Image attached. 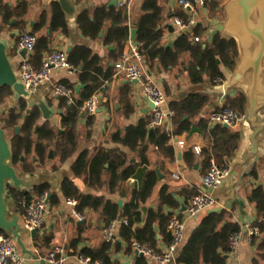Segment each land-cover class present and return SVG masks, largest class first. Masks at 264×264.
Masks as SVG:
<instances>
[{
	"label": "trees",
	"instance_id": "16d2710c",
	"mask_svg": "<svg viewBox=\"0 0 264 264\" xmlns=\"http://www.w3.org/2000/svg\"><path fill=\"white\" fill-rule=\"evenodd\" d=\"M39 1L21 0L16 6H10L5 0H2L0 2V31L6 27L20 31L25 30L27 24L25 18L30 4ZM189 1L195 3V0ZM217 7L218 5L212 6L211 10L214 11ZM185 12V10H181L178 12V16L188 21L191 19V15ZM142 13L136 42L144 48V61L150 72H156L158 69L164 71L175 67L179 60V53L184 51L191 53L192 60L188 67V75L193 84L202 83L205 74L211 81H214L215 78L224 79L221 66L230 70L236 67L239 53L234 39L218 33L210 43L193 42L192 36H201L202 29L197 27L193 34L182 33L176 39L174 48H165L162 42L163 32L159 29L163 16L160 0H145L142 5ZM12 21L14 23L11 25ZM77 21L81 32L91 39H98L104 31L102 37L104 44L108 45L115 40L123 48L130 39L126 5L98 6L93 12L85 11L78 15ZM47 26L50 33L46 31ZM58 31L67 33L66 13L58 3H53L51 4L49 23L47 13L44 11L31 30L37 37L36 46L29 58L34 70L41 69L45 55L52 50V34ZM68 59L77 68L79 81L86 87L77 95L73 83L68 80L60 82L73 90L71 100L64 97L58 98V107L62 111V132L54 127L50 119L40 123L42 119L40 107L33 105L29 108L27 99L23 97H18L15 105L0 112V126L5 131L12 152L10 164L17 173L34 175L39 168L49 165L53 171H56L62 163L78 151L82 136L78 130V123L84 113L82 106L94 94H101L105 89L106 82L113 76L112 69L108 68L105 71L103 59L88 47L77 46L68 54ZM15 95L11 87H0V107L6 103L11 104ZM208 102L209 97L201 93H190L186 99L180 102H171L169 109L173 113L171 116L172 132H168L162 127L151 128L149 126L150 118H142L137 125L112 133L110 140L132 151L139 158V163L132 162L127 154L120 149L101 148L94 153L86 150L72 165L73 174L78 178H83L91 188L100 189L106 185L112 194H119L123 197L126 191V182L135 175L138 165L142 166L148 163L146 157L148 145L156 146L162 154L174 160L176 153L170 144L172 137H178L184 133L189 134L196 118ZM223 107H231L245 115L247 98L242 92H239L236 97H229ZM133 112L134 107L128 99L125 102L124 115L129 117ZM86 116L87 126H92L95 115L91 116L86 113ZM17 127H20L19 133L16 132ZM199 127L207 141V146L202 148L199 154L205 159L206 168L211 159H214L219 167L226 168L229 160L238 150V134L232 132L231 128L222 126L209 128V118L201 120ZM87 136L89 138L90 131ZM50 152L53 153V157H50ZM194 156L195 154L192 152L186 153L185 159L191 161L195 159ZM157 184V174L154 171H149L143 189L134 191L132 201L123 210L122 218L128 219L129 224L122 225L120 233L129 243L137 240L150 242L154 246L157 241L154 226L158 224L161 233H164L173 216L171 213H166L164 208L179 207L169 188L165 186L159 195V207L148 211L145 224L142 227L133 228L134 225L143 221L142 206L153 196ZM32 190L33 193L21 191L11 184L7 185L10 199L14 201L18 212L23 216L26 214V208L22 205L23 200L30 201L33 194L49 192L50 187L47 184L35 185ZM61 192L66 200L76 199L78 201L76 208L80 213L86 209L101 210L106 223L119 219L120 210L117 203L106 200L104 197L81 193L72 179L65 178L63 180ZM249 199L256 204L258 210V221L253 226V228L259 229V235L252 238L253 243L257 244L253 263L264 264V239L260 238V234H264L263 189L258 188L253 191ZM50 200L56 202L55 196L50 197ZM231 219V213L226 210L204 217L182 246L177 263L227 264L228 256L231 253L230 238L232 234L241 231L240 225L232 222ZM0 235L9 236L10 234L2 231ZM166 240L169 243L172 241L170 233L166 236ZM39 243L42 246L50 247L52 236L44 235ZM110 249L111 242H104L98 249L85 250L83 253L102 264H114L110 257Z\"/></svg>",
	"mask_w": 264,
	"mask_h": 264
},
{
	"label": "crops",
	"instance_id": "0c3cea01",
	"mask_svg": "<svg viewBox=\"0 0 264 264\" xmlns=\"http://www.w3.org/2000/svg\"><path fill=\"white\" fill-rule=\"evenodd\" d=\"M5 1L10 6H16L21 0ZM112 1L114 0H70L73 12L66 13L64 11L66 13L67 33L64 34L58 31L52 34V50H63L68 55L77 46L88 47L103 59L105 71L108 68L112 69L113 76L106 82L105 89L100 94L102 112L96 113L92 126H87V116L85 112L83 113L84 116L82 114L80 118L78 130L82 133V136L78 151L62 163L56 171H53L49 165L44 168H39L34 175H26L21 172L17 173L18 177L23 182L20 188L21 191L33 193L32 188L35 185L47 184L50 187V197L52 198V196H55V201L57 202H52L50 200L46 223L43 229L38 231V236L32 237L31 232L23 227L24 216L18 212V208L14 201L11 199L9 200L13 204L11 207H9V201H7L8 219L18 216L21 226V240L24 243V248L20 246L19 248L25 259L24 264H49L46 257L51 250L58 246H63L68 249L69 257L65 264H78L76 258L78 254H84L83 252L85 250H96L104 242H108L103 238V230L109 223L104 221L103 212L101 210H84L82 213L84 219L82 221H78L73 217L72 208L66 204L67 200L63 197L61 192V184L65 178L72 179L79 191L85 195L104 197L106 200L115 203H117L118 200H124L126 206L132 201L134 191L143 189L147 173L149 171H154L158 176V184L153 196L142 206L147 208L146 212L142 210L143 221L134 225L133 228L136 226L142 227L145 224L148 211L159 207V195L162 188L165 186L169 188L171 195L178 202L179 207L175 209L165 207L164 211L180 217H186L185 212L191 198L204 191V186L200 178L201 175L208 170V167L206 168L205 159L194 151V147L196 146L200 149L207 146V141L199 127L200 121L209 118L214 111L222 108L229 97L234 98L239 92H242L241 90L233 89L227 94H219V89L230 80L235 69L230 70L224 66H221V71L224 74V79L219 78L221 81H217L218 78L211 81L209 76L205 74L202 83H191L188 75V67L192 60L191 53L189 51L180 52L179 60L175 67L164 71L158 69L156 72H151L167 96L168 107L171 102H180L186 99L190 93L205 94L209 97V102L196 118L192 131L189 134L184 133L178 137H172L170 144L175 150V159L171 160L166 157L156 146L148 145L146 150L148 163L142 166L138 165L135 175L126 182V191L123 197L119 194H112L106 185L102 186L100 189L89 187L83 178L76 177L71 170L72 165L78 159L79 155L86 150L90 153H94L101 148L120 149L127 154L132 162L139 163V158L132 151L112 142L110 137L111 134L117 130H124L129 126L137 125L142 118H150V113L144 114L143 111L141 112V110H145L147 107L148 101L143 96L140 85L136 82L128 81L124 76L118 75L115 70V62L120 58L123 52L128 51L130 48L132 43L131 31L136 29L138 32V25L143 14L142 5L145 0H129V3L126 5L130 39L123 48H121L120 44L115 40L108 45L104 44L102 41L104 31L96 40L85 36L78 25V15L85 11L93 12L98 6L117 7L118 5H122V0H118L116 5H110ZM228 1L229 0H208L205 8L198 9V14L192 16L187 12V14L191 15V19H193L195 25L187 30L186 33L193 34L195 29L200 27L202 32L199 41L203 44L210 43L213 37L220 33L217 32L214 27L225 21L226 15L224 7ZM160 5L163 8L162 23L159 26V29L163 32L162 42L165 48H174V43L182 32L177 31V29L173 27L172 19L174 16H178V12L184 9L178 4V0H160ZM214 5H218V7L212 11L211 8ZM44 11L47 13V20L49 23L51 20V5L45 6L41 0L36 3H31L25 18L27 22L25 30L31 31ZM13 23L12 21L11 25ZM48 26L46 27V31L50 33ZM19 31L20 30L10 27L3 28L0 31V40L5 43L7 47L10 60L17 76H19V68L22 60V57L17 52ZM222 35L226 36L225 34ZM195 38L196 37L192 36L191 40L197 42ZM169 44H171V46H169ZM144 65L149 70L145 61ZM62 80L70 81L74 84V88L77 85H84L86 87L85 84L79 81L78 71L71 75L59 70H54L51 81L46 86L38 88L35 92L31 93L30 98H27L29 108L41 102L46 103L50 110H52L50 121L60 132L63 131L62 111L58 107V98L51 97V91L55 85ZM84 88L76 92V94L78 95ZM17 99L18 96L15 95L11 104L7 103L8 108L15 105ZM128 99L134 107V112L129 117H126L124 115V107ZM141 113L143 115H140ZM44 121L45 119L42 116L40 123ZM259 121L264 125V109L259 113ZM162 128L168 132H172L173 125L171 118H168ZM209 128L212 129L214 127L209 123ZM231 130L239 136V147L235 155L229 160V164L226 168L228 171L232 169L231 179L234 182L235 198L242 201L243 205L240 206L236 202L228 200V179L219 189L215 190L213 194L220 202V206L223 208L222 210L231 213V221L239 224L241 227V237L238 248L236 251H231L227 259V264H254L257 244L253 243L249 231L258 221V210L256 204L251 202L249 197L253 191L258 188H262L264 191V130L256 137L257 153L252 154L249 152L246 161H244L243 156L252 144L251 135L253 134V129L247 120L244 119L235 128H231ZM89 131L90 136L88 138L87 135ZM178 140L185 141L184 148H181L177 144ZM190 152L195 154V159L188 161L185 159V154ZM179 154H182L181 160H179ZM159 174L161 177H159ZM175 176L178 177L176 178ZM35 196L37 195L33 194V197ZM207 212L208 211L196 217L186 218L185 240L183 245L187 242L193 231L199 226L203 218L208 215ZM154 230L157 235V241L154 247L158 252H164L170 244L166 240V236L170 233L168 226L164 233H161L158 224L154 226ZM44 235L52 236L50 247L42 246L39 243ZM260 238L264 239V234H260ZM110 242V257L114 264H155L146 257H136V253L131 246L132 243H129L122 237L120 228L117 230L114 239ZM181 248L177 253V258ZM177 258L169 264H178Z\"/></svg>",
	"mask_w": 264,
	"mask_h": 264
},
{
	"label": "built area",
	"instance_id": "2783aa9c",
	"mask_svg": "<svg viewBox=\"0 0 264 264\" xmlns=\"http://www.w3.org/2000/svg\"><path fill=\"white\" fill-rule=\"evenodd\" d=\"M208 0H195V3L189 0H178V4L192 16L198 14V9L205 8ZM129 0H122V5H127ZM172 25L179 32H186L192 28L195 23L193 19L185 21L179 16H174ZM198 42L200 39L196 37ZM37 42V37L29 30H21L18 33L17 52L26 51V57L22 58L19 68V81L24 85L25 89L33 93L38 88L46 86L52 79L53 71L59 70L67 74H75L77 68L69 61L68 55L63 50L53 49L48 52L42 62L39 71L34 70L29 61ZM144 48L138 43H131L128 51L121 54L120 58L115 62V70L118 75L124 76L130 82H136L140 85L141 91L145 99L153 104V109L150 112L151 128L163 127L168 118H171L172 112L168 107V99L161 88L160 84L152 73L144 65ZM217 81H221L219 78ZM73 95V90L61 83L55 85L51 91L53 98H69ZM101 103L100 94H94L82 106V110L88 115H96L97 105ZM246 119L245 115L231 107H222L214 111L209 117L211 126H228L235 128L242 120ZM177 144L185 147L184 140H178ZM194 151L199 155L201 149L196 146ZM228 169L221 168L211 159L206 173L201 175V183L204 187L210 188L213 192L219 189L227 180ZM176 178L178 176H175ZM209 192H200L195 195L190 201L186 209V217L173 215L169 224L168 230L172 235V241L164 252H158L150 242L133 241L131 246L135 253L142 254L155 264H169L175 261L177 253L182 247L185 240L186 218H192L201 215L202 213L220 206V202ZM66 204L72 208V215L78 221H82L84 216L77 210L78 201L76 199H68ZM22 205L26 208V214L23 217V227L29 232L33 230H42L47 219L50 206V193L44 191L41 194L33 197L30 201L24 199ZM127 219L115 220L110 222L103 230V238L105 241H112L117 230L122 225H128ZM253 238L259 235V229L254 227L249 231ZM240 232L232 234L229 242L231 251H236L240 241ZM69 257L68 249L63 246L55 247L51 250L46 260L49 264H65ZM78 264H102L100 261L93 260L85 254L76 256ZM25 259L20 252L19 245L12 235H0V264H24Z\"/></svg>",
	"mask_w": 264,
	"mask_h": 264
},
{
	"label": "water",
	"instance_id": "95a60500",
	"mask_svg": "<svg viewBox=\"0 0 264 264\" xmlns=\"http://www.w3.org/2000/svg\"><path fill=\"white\" fill-rule=\"evenodd\" d=\"M2 0H0L1 2ZM43 5L49 6L53 3H58L63 11L66 13L73 12L70 0H41ZM118 0H114L110 5H116ZM224 12L226 15L225 21L214 29L217 32L225 34L226 36L234 39L237 43L239 60L236 64L234 72L230 80L219 89V94H227L230 90H241L247 98V109L245 118L253 129L251 135V146L244 154V161L247 160V154L257 153V139L256 137L263 132L264 125L259 121V113L264 109V0H229L225 7ZM137 30L131 31V42H136ZM171 46V44H169ZM22 58L26 57V51L20 52ZM11 87L18 97L30 98L31 93L28 92L24 85L19 81L15 69L12 65L5 43L0 40V87ZM84 85H77L76 92H79ZM101 99V98H100ZM42 112L45 120L52 116V110L46 105L45 102L37 104ZM8 109V104L0 107V111L4 112ZM153 109V104L148 102L147 107L143 111L144 114H149ZM97 113L102 112L101 103L97 105ZM140 115H143L142 113ZM84 116V114H83ZM228 128V126H224ZM20 127L16 128L19 133ZM50 157L53 153L50 152ZM12 152L9 142L6 139L4 129L0 126V234L6 231L12 235L17 244L24 248V243L21 240V226L19 224L18 216L8 219L7 201L10 196L7 193V185L11 184L20 190L23 185L22 180L14 167L10 164ZM182 154H179L181 160ZM230 169L228 173V200L236 202L242 206L243 202L235 198L234 182L231 179ZM159 177L161 175L159 174ZM205 192L212 193L213 190L204 187ZM120 209L119 220L123 217V210L125 207L124 200L117 202ZM222 206L208 210L207 214H212L221 211ZM144 212L147 211L146 207H142ZM32 237L38 236V230L31 231ZM143 257L142 254L136 253V257Z\"/></svg>",
	"mask_w": 264,
	"mask_h": 264
},
{
	"label": "rangeland",
	"instance_id": "374dc122",
	"mask_svg": "<svg viewBox=\"0 0 264 264\" xmlns=\"http://www.w3.org/2000/svg\"><path fill=\"white\" fill-rule=\"evenodd\" d=\"M0 112H1V111H0ZM8 204H9V207H11V206L13 205L11 201H9Z\"/></svg>",
	"mask_w": 264,
	"mask_h": 264
}]
</instances>
